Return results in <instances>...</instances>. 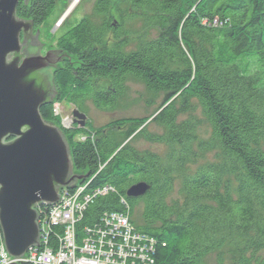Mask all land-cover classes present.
Segmentation results:
<instances>
[{
	"label": "trees",
	"instance_id": "obj_1",
	"mask_svg": "<svg viewBox=\"0 0 264 264\" xmlns=\"http://www.w3.org/2000/svg\"><path fill=\"white\" fill-rule=\"evenodd\" d=\"M58 1L19 0L16 15L30 26L20 35L26 48L38 45L36 32ZM113 2L94 0L56 38L55 96L39 107L62 129L85 190L110 187L75 222L76 242L97 240L104 214L114 211L154 240V264H264V0ZM29 77L46 84L38 70ZM129 81L161 98L148 117L66 128L52 111L55 100L115 109ZM138 137L164 144L166 154L138 149ZM142 181L149 186L143 195L126 194ZM62 233L52 225L47 246L57 249Z\"/></svg>",
	"mask_w": 264,
	"mask_h": 264
},
{
	"label": "water",
	"instance_id": "obj_2",
	"mask_svg": "<svg viewBox=\"0 0 264 264\" xmlns=\"http://www.w3.org/2000/svg\"><path fill=\"white\" fill-rule=\"evenodd\" d=\"M18 2L0 0V229L5 250L13 257L40 245L37 206L54 204L60 189L73 188L76 178H84L72 174L70 147L62 129L39 112L42 104L54 99L51 76L62 54L48 49L40 55L43 43L38 39V45L21 52V32L30 26L16 15ZM37 70L46 84L29 77ZM73 116L84 125V113L75 108ZM148 188L145 182H137L126 194L140 196Z\"/></svg>",
	"mask_w": 264,
	"mask_h": 264
},
{
	"label": "built area",
	"instance_id": "obj_3",
	"mask_svg": "<svg viewBox=\"0 0 264 264\" xmlns=\"http://www.w3.org/2000/svg\"><path fill=\"white\" fill-rule=\"evenodd\" d=\"M68 122L62 121L63 126L66 127ZM109 188L104 185L87 192L86 185H82L81 180L73 188L61 189L58 200L49 205V209L45 208L47 212L37 206L40 215V245L29 247L21 257H13L5 250L0 232V264L11 261L18 264H154L151 255L154 240L133 231L127 216L122 213L108 212L102 218L103 227L110 220L108 233L119 236L120 240L106 237L102 227L97 229L100 236L96 241L87 238L81 243L76 242L78 234L75 231V222L88 203L97 195L106 193ZM52 225L63 227V233L58 235V248L55 250L47 246ZM88 241L93 243L89 244Z\"/></svg>",
	"mask_w": 264,
	"mask_h": 264
},
{
	"label": "rangeland",
	"instance_id": "obj_4",
	"mask_svg": "<svg viewBox=\"0 0 264 264\" xmlns=\"http://www.w3.org/2000/svg\"><path fill=\"white\" fill-rule=\"evenodd\" d=\"M118 1L119 0H114L113 2L114 7ZM93 2L94 0H79L76 3L75 1L72 2V0H59L53 13L44 21V23L38 29L37 39L43 43L39 48L40 55L44 56L48 49H56V45H55L56 38L63 31H65L66 29L70 28L73 24H75L84 14L88 13L91 10V6ZM67 10H69L68 13H66ZM59 19H61V21L60 23H57ZM140 34L133 36L140 37ZM144 34L148 37H152L156 33L151 30V31H147ZM160 99L161 98L154 97L153 94L148 92L141 83L137 81H129L128 91L126 93V96L120 100L118 106L115 109L102 110L95 107L94 104L91 102V100H86L84 102L83 108L78 110L80 111V113H84L86 115L84 124L88 123L89 126L91 127H101L108 124L112 119H116L120 117H141V118L148 117L155 110L156 106H158L159 102L161 101ZM75 108L76 107H74L71 103H68L66 101L58 102L57 100H55L52 103V111L54 115H57L58 118L60 119V124L63 126L62 121H69L66 124L67 125L66 128L72 127L74 125L81 126L78 122H75V119L78 120L77 117L73 116V110H75ZM193 113L197 116L201 114L200 108L197 104L194 107ZM57 126L59 127V125ZM148 128L150 130H158V131L160 130V128L154 123H149ZM199 131H201V135L203 137L207 136L208 130L205 123L201 124ZM132 142L138 149L153 150L163 155H165L167 151V147L164 144L157 142H149L140 137L133 139ZM212 154L213 153L210 152L208 153L209 159L212 158ZM194 168L195 165H192L190 167V170H193ZM74 173L77 175L81 174L80 172H78L73 168L72 174ZM80 179H81L80 177L76 178V182H79ZM179 185H180V179H177L174 182V186L170 193L169 198L176 197L178 193ZM39 206L38 209L41 208ZM45 206L47 207V209H49L48 208L49 205H45ZM125 206L127 207L128 204H126ZM142 208H143V202L140 201L138 202V204L134 209L135 214L140 213ZM38 209L36 210L38 211ZM42 211L47 212L43 207H42ZM39 219L37 221L38 224L40 223ZM109 222L110 220L106 221L104 224V227L102 229L104 234L106 232L104 231V229L107 230L108 232L110 231L111 225H109ZM75 231L77 232L76 228ZM88 242L89 244L93 243L90 241Z\"/></svg>",
	"mask_w": 264,
	"mask_h": 264
},
{
	"label": "flooded vegetation",
	"instance_id": "obj_5",
	"mask_svg": "<svg viewBox=\"0 0 264 264\" xmlns=\"http://www.w3.org/2000/svg\"><path fill=\"white\" fill-rule=\"evenodd\" d=\"M37 32H38V30H37ZM28 46H29V45H23V46L21 47V49H20L21 52L24 53V52H23V49H24L25 47H28ZM33 47H34V46H33ZM31 49H32V48H31ZM12 56H13V55H10V57H12ZM58 63H60V62H58ZM58 63H57V64H58ZM57 64H55V65H57ZM63 188H65V186H64ZM63 188H62V189H63ZM40 207H41V208H42V207H43V208H46L45 204L40 205Z\"/></svg>",
	"mask_w": 264,
	"mask_h": 264
},
{
	"label": "bare ground",
	"instance_id": "obj_6",
	"mask_svg": "<svg viewBox=\"0 0 264 264\" xmlns=\"http://www.w3.org/2000/svg\"><path fill=\"white\" fill-rule=\"evenodd\" d=\"M75 1V3L76 2H78L79 0H72V2H74ZM72 5V4H71ZM75 5V4H74ZM69 8H70V5H69ZM62 19V18H61ZM61 19H59L58 21H57V23H60V21H61Z\"/></svg>",
	"mask_w": 264,
	"mask_h": 264
}]
</instances>
